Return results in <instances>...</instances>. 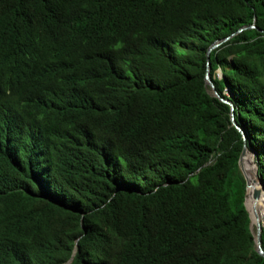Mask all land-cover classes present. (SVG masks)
I'll list each match as a JSON object with an SVG mask.
<instances>
[{
    "label": "trees",
    "instance_id": "obj_1",
    "mask_svg": "<svg viewBox=\"0 0 264 264\" xmlns=\"http://www.w3.org/2000/svg\"><path fill=\"white\" fill-rule=\"evenodd\" d=\"M245 143L264 0H0V264H264Z\"/></svg>",
    "mask_w": 264,
    "mask_h": 264
},
{
    "label": "water",
    "instance_id": "obj_2",
    "mask_svg": "<svg viewBox=\"0 0 264 264\" xmlns=\"http://www.w3.org/2000/svg\"><path fill=\"white\" fill-rule=\"evenodd\" d=\"M249 27H257V26L255 24L242 26L236 32H234L232 35L244 30L245 28H249ZM232 35L226 36L225 38H223L220 41H215L210 46L209 51H208V56H207L208 68H207V73H206V84H207V86H209V90L212 94L218 96L224 102L229 103L232 107V110H233L235 108L233 101H231L229 99H225L218 92L216 85L213 81V78L211 77V73H210V70H211L210 52L214 48L219 46L222 42L229 40L232 37ZM220 74H221V71H220ZM232 121H233V125H235L242 132L244 139L246 141V139H247L246 132L241 127V125L237 122V120L235 119V113L234 112H232ZM248 151H252V150L248 147L247 143H245L243 151H242L241 156H240L239 165H240V169H241V171H242V173L246 179L247 190H246L245 204H246L247 210H248V212L250 214V218H251L250 226H251L252 232H253L254 237H255L256 249L262 256H264V247H263V241H262V232L264 229V222H261L258 219L257 211H256V204H255L256 199H258L261 196L264 197V182H263L262 176L259 174L258 162L256 160H255V163H256L255 176H256V180L259 183V185H257L255 183V180L253 179L252 173L249 172V170L246 168L245 154ZM253 154H255V153L253 152ZM255 159H256V156H255ZM250 202H252V205H249ZM254 215L256 216V219H254V217H253Z\"/></svg>",
    "mask_w": 264,
    "mask_h": 264
},
{
    "label": "rangeland",
    "instance_id": "obj_3",
    "mask_svg": "<svg viewBox=\"0 0 264 264\" xmlns=\"http://www.w3.org/2000/svg\"><path fill=\"white\" fill-rule=\"evenodd\" d=\"M250 154V155H249ZM249 154L247 155L248 156V159H249V162H250V166H253V163H254V166H255V154H253L252 151H249ZM253 161V162H252ZM256 202V201H255ZM258 203V204H257ZM257 204V215H258V219L261 221V222H264V198L263 196L259 197L257 199V202L255 203Z\"/></svg>",
    "mask_w": 264,
    "mask_h": 264
},
{
    "label": "bare ground",
    "instance_id": "obj_4",
    "mask_svg": "<svg viewBox=\"0 0 264 264\" xmlns=\"http://www.w3.org/2000/svg\"><path fill=\"white\" fill-rule=\"evenodd\" d=\"M249 154V151L245 154V164H246V168L249 170V172H251L252 173V176H253V179L255 180V183L257 184V185H259V183L257 182V180H256V176H255V169H256V164H255V166H254V163H253V166H250V162H249V159H248V155ZM250 155V154H249ZM253 162V161H252ZM264 198V197H263ZM256 202H257V199L255 200ZM258 204V203H257ZM257 204H256V211H257ZM249 205H252V202H250V204ZM258 216V215H257ZM254 217V219H256V216L254 215L253 216ZM259 218V217H258Z\"/></svg>",
    "mask_w": 264,
    "mask_h": 264
},
{
    "label": "clouds",
    "instance_id": "obj_5",
    "mask_svg": "<svg viewBox=\"0 0 264 264\" xmlns=\"http://www.w3.org/2000/svg\"><path fill=\"white\" fill-rule=\"evenodd\" d=\"M221 70H219V73H220ZM220 76H222V72L220 74ZM73 258H71L66 264H69L71 261H72Z\"/></svg>",
    "mask_w": 264,
    "mask_h": 264
}]
</instances>
